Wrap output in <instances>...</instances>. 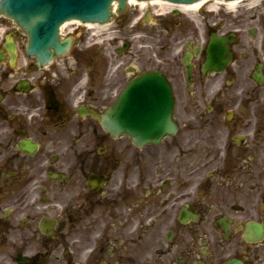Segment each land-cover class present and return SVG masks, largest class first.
I'll return each instance as SVG.
<instances>
[{"label":"flooded vegetation","instance_id":"af4514ba","mask_svg":"<svg viewBox=\"0 0 264 264\" xmlns=\"http://www.w3.org/2000/svg\"><path fill=\"white\" fill-rule=\"evenodd\" d=\"M9 32L0 264H264V0L229 14L125 7L67 28L44 66ZM212 38L227 61L209 68ZM152 71L171 86L176 131L136 145L101 116Z\"/></svg>","mask_w":264,"mask_h":264},{"label":"water","instance_id":"95a60500","mask_svg":"<svg viewBox=\"0 0 264 264\" xmlns=\"http://www.w3.org/2000/svg\"><path fill=\"white\" fill-rule=\"evenodd\" d=\"M112 1L114 0H0V13L13 19L29 36L27 53L36 56L43 63L51 58L50 49L59 54L66 47V44L58 43L59 25L70 19L106 22L113 9ZM116 1L121 10L125 0ZM168 1L189 3L178 5L201 2ZM228 1L234 3L236 0ZM173 104L171 89L164 77L156 72L145 73L132 81L103 118L112 133H125L138 144L158 141L173 130Z\"/></svg>","mask_w":264,"mask_h":264},{"label":"bare ground","instance_id":"6f19581e","mask_svg":"<svg viewBox=\"0 0 264 264\" xmlns=\"http://www.w3.org/2000/svg\"><path fill=\"white\" fill-rule=\"evenodd\" d=\"M132 2H135L133 0H130ZM243 2V0H236L234 3H229L228 0H201V2H195L194 5H180V8L182 9H186V10H191V11H195L197 9H199L200 7L204 6V5H208V7L214 9L217 8L219 6H221V4L225 5L227 8L229 9H233L236 8L240 5V3ZM153 4V5H166L164 2L160 1V0H153V1H145L142 3L139 2L138 4L143 5V4ZM115 4L116 2L113 3V9L115 8ZM168 6H172L171 4H168ZM113 11V10H112ZM75 22L74 20H72V22H67L64 23L62 25V27H65L66 25H69L71 23ZM77 22V21H76Z\"/></svg>","mask_w":264,"mask_h":264},{"label":"rangeland","instance_id":"374dc122","mask_svg":"<svg viewBox=\"0 0 264 264\" xmlns=\"http://www.w3.org/2000/svg\"><path fill=\"white\" fill-rule=\"evenodd\" d=\"M5 19L2 17V16H0V28H2V27H5L4 25H3V21H4ZM6 21H8V20H6Z\"/></svg>","mask_w":264,"mask_h":264}]
</instances>
